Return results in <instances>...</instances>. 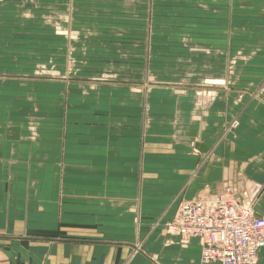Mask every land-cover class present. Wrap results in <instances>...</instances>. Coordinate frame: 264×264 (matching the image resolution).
I'll list each match as a JSON object with an SVG mask.
<instances>
[{"label": "crops", "instance_id": "0c3cea01", "mask_svg": "<svg viewBox=\"0 0 264 264\" xmlns=\"http://www.w3.org/2000/svg\"><path fill=\"white\" fill-rule=\"evenodd\" d=\"M39 2L15 22L43 51H0V264H201L163 227L226 186L264 216V0H194L205 18L144 70L66 62L72 7Z\"/></svg>", "mask_w": 264, "mask_h": 264}, {"label": "rangeland", "instance_id": "374dc122", "mask_svg": "<svg viewBox=\"0 0 264 264\" xmlns=\"http://www.w3.org/2000/svg\"><path fill=\"white\" fill-rule=\"evenodd\" d=\"M3 1L0 0V51L7 53V51L16 52L18 50V54L25 52L27 54L32 53V56L36 55L38 51H43L45 39L37 38V36H40L36 33L38 29L21 27V24L15 22L17 17L30 15L28 12L19 11L17 6L22 4V0ZM37 1L42 3L56 2V0ZM57 1L63 4L64 7L66 5L70 9L72 7L73 10V23H71V28L65 36L69 37L71 41L74 40L71 56L66 60L70 64L74 62V66H76L77 59L91 60V64L109 68L123 66L125 62H131L132 65L138 62L137 66L144 70L147 65H150V59L151 64L154 62L149 54H155L156 51H169L170 53L175 52V54L179 52V45L181 42L185 44L183 38L190 34L193 29L191 25L194 21L204 19V16L207 15L199 14L200 8L195 6L198 4L194 0ZM23 2L36 4L35 0H23ZM197 10L199 13L196 12ZM57 14L61 19H64L66 14H68V17L70 16V13L62 11ZM46 15L49 14L42 16ZM224 18V14L218 15V21L222 20L223 22ZM83 21L88 25L84 24ZM82 30H84V33L86 32L85 36L88 39H78L79 36H83L81 35ZM41 36L44 37L45 33ZM39 41H41V44ZM178 41H180V44ZM131 44L134 45L135 51L132 59L128 55ZM194 45L190 43L186 50L187 54L189 50L195 48ZM40 55H42V52H40ZM157 62L160 63L161 61L156 60L155 63ZM49 63L51 64L52 61H49ZM84 65L86 66V64ZM203 82L207 86L214 85V83L223 85L220 81L211 82L209 79ZM207 88H210L213 94L211 91L198 93L204 96V102L215 96V91L210 86ZM201 101L203 102V100ZM254 200L257 199L254 198ZM138 245L141 246V243L134 245L135 250ZM139 246L137 249L142 248Z\"/></svg>", "mask_w": 264, "mask_h": 264}, {"label": "built area", "instance_id": "2783aa9c", "mask_svg": "<svg viewBox=\"0 0 264 264\" xmlns=\"http://www.w3.org/2000/svg\"><path fill=\"white\" fill-rule=\"evenodd\" d=\"M237 126L234 120L230 128ZM163 231L182 245L199 240L201 264H256L264 248V216L254 199L228 186L219 195L181 202Z\"/></svg>", "mask_w": 264, "mask_h": 264}, {"label": "water", "instance_id": "95a60500", "mask_svg": "<svg viewBox=\"0 0 264 264\" xmlns=\"http://www.w3.org/2000/svg\"><path fill=\"white\" fill-rule=\"evenodd\" d=\"M196 147H198L200 150L204 151L205 147L203 145H196Z\"/></svg>", "mask_w": 264, "mask_h": 264}, {"label": "bare ground", "instance_id": "6f19581e", "mask_svg": "<svg viewBox=\"0 0 264 264\" xmlns=\"http://www.w3.org/2000/svg\"><path fill=\"white\" fill-rule=\"evenodd\" d=\"M80 19H81V18H80ZM86 20H87V19H86ZM150 21H151V20H150ZM78 29H79V28H78ZM229 29H230V28H229ZM164 40H165V39H164ZM141 52H142V51H141ZM92 67H93V66H92ZM66 69H67V68H66ZM211 82H212V81H211ZM99 83H100V82H99ZM209 83H210V82H209ZM221 83H222V82H221ZM214 84H215V83H214ZM217 85H218V84H217ZM211 92H212V91H211ZM196 93H197V92H196ZM212 94H213V92H212ZM203 95H204V94H203ZM205 95H207V94H205ZM213 96H214V95H213ZM201 97H202L201 99L205 100V99H204V96L201 95Z\"/></svg>", "mask_w": 264, "mask_h": 264}]
</instances>
